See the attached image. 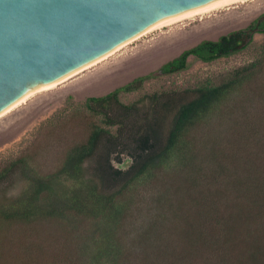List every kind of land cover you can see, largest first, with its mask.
I'll return each instance as SVG.
<instances>
[{
    "label": "trees",
    "instance_id": "obj_1",
    "mask_svg": "<svg viewBox=\"0 0 264 264\" xmlns=\"http://www.w3.org/2000/svg\"><path fill=\"white\" fill-rule=\"evenodd\" d=\"M251 25L218 40H203L157 71L106 95L88 97L87 136L67 148L55 171L40 172L25 155L0 166V185L16 175L25 181L16 197L0 201V239L15 225L48 222L74 234L91 228L97 233L103 225L115 232L116 242H124L121 238L127 235L125 225L136 206L139 188L173 177V171L185 174L188 170L184 182L197 186L204 170L200 162L204 161L212 172V200L203 197L201 202L187 188L175 202L176 211L183 209L188 194L193 204L200 205L196 210L202 209L204 216L197 238L189 248L179 246L174 252L176 258L162 263L144 258V263H184L187 257L208 250V264H264V80H256L264 60L235 69L217 84L197 87L188 101L180 102L169 92L146 94L132 103H124L120 97L123 92L139 89L147 80L188 69L190 56L210 62L246 47L249 40L238 46V38ZM259 32H264V27ZM250 106L258 107L257 111L252 113ZM142 107L148 110L144 116ZM226 120L239 128L242 148L231 144L237 134L227 136L215 126H224ZM204 131L205 139L200 136ZM203 143L210 144L209 153L200 151ZM125 155L133 162L127 170L121 166ZM91 161L95 162L92 172L87 168ZM104 182L120 186L107 191ZM166 193H161V201L170 203ZM207 216L213 219L208 226ZM87 247L84 256L66 250L63 259L69 264L96 263L100 257L96 244L94 250L91 245ZM131 252L126 245L127 256L99 260L101 264H130ZM21 260L24 264L31 261L25 257Z\"/></svg>",
    "mask_w": 264,
    "mask_h": 264
},
{
    "label": "rangeland",
    "instance_id": "obj_2",
    "mask_svg": "<svg viewBox=\"0 0 264 264\" xmlns=\"http://www.w3.org/2000/svg\"><path fill=\"white\" fill-rule=\"evenodd\" d=\"M262 15L264 0H246L175 21L147 32L99 63L54 87L35 92L33 96L0 116V166L25 155L40 172L55 171L67 148L87 136L90 118L87 117L89 114L85 102L88 97L106 95L140 76L157 71L184 50L203 40H218L222 35L246 29ZM259 59L264 60V32L255 33L246 47H240L229 56L210 62L190 56L191 65L188 69L147 80L139 89L123 92L121 101L132 103L155 92L173 93L180 102L188 101L195 95L197 87L217 84L235 69ZM256 76V80H264V63L262 71ZM250 107L252 113L257 111L258 107ZM147 111V107L140 109L142 116ZM226 121L222 127L217 123L215 126L226 135L237 134L231 144L242 148L239 128L234 127L229 120ZM200 136L205 139L206 132H201ZM200 146L202 153H209L210 144L203 143ZM132 163V159L125 155L121 166L127 170ZM200 164L204 170L197 186H188L189 183L184 182L188 170L185 174L173 171V177L168 176L164 181L139 188L136 206L125 225L127 235L121 238L124 242H116L115 232L103 225L97 233L96 228H91L87 231L82 229L75 234L62 227H54L48 222L15 225L0 239V264H24L21 257L31 260L26 264H52L53 261L57 262L55 264H69L63 259L66 250L77 251L84 256L87 246L91 245L93 249L95 244L101 259L105 256L114 259L125 257L126 245L132 251L131 256H128L131 258L130 264H146L144 258H156L161 263L164 259L168 261L169 258H176L174 252L179 246L187 245L186 248H189V243L197 238L198 228H202L200 218L201 215L204 216L202 209L200 212L196 210L200 205L193 204L188 194L184 197L183 209L176 211V198L189 188L188 193L197 196L201 202L203 197L212 200V172L204 161ZM94 167L93 161L87 164L91 172ZM119 186V183L104 182L107 191H113ZM24 187L25 181L16 175L0 185V201L16 197ZM165 191H168L167 195L170 194V203L167 200L161 201L160 195ZM236 194L237 192L234 193L235 196ZM222 209L225 211L224 206ZM206 220L205 224L208 226L213 219L207 216ZM139 232L141 233L138 235ZM136 237V243L133 244ZM100 257L96 259V263L91 260L89 264H101ZM209 258L210 251L203 250L197 257L189 256L184 263H178L208 264L206 261Z\"/></svg>",
    "mask_w": 264,
    "mask_h": 264
},
{
    "label": "water",
    "instance_id": "obj_3",
    "mask_svg": "<svg viewBox=\"0 0 264 264\" xmlns=\"http://www.w3.org/2000/svg\"><path fill=\"white\" fill-rule=\"evenodd\" d=\"M224 1L0 0V113L153 24Z\"/></svg>",
    "mask_w": 264,
    "mask_h": 264
},
{
    "label": "bare ground",
    "instance_id": "obj_4",
    "mask_svg": "<svg viewBox=\"0 0 264 264\" xmlns=\"http://www.w3.org/2000/svg\"><path fill=\"white\" fill-rule=\"evenodd\" d=\"M239 1H246V0H227V1H224V2H220V3H217V4H214V5H211V6H208V7H205V8H201V9H198V10H195V11H192V12H189V13H186V14H183V15H180V16H177V17H173V18H170V19H167V20H164V21H161V22H158V23H155L153 24L152 26L148 27L146 30H144L143 32H141L140 34H138L137 36L131 38L130 40L120 44L119 46H117L115 49H113L112 51H110L109 53H107L106 55L68 73L67 75L63 76L62 78L54 81V82H51V83H47V84H42L40 86H38L37 88L29 91L28 93H26L25 95H23L20 99H18L16 102H14L12 105H10L9 107H7L5 110H3L1 113H0V116H2L3 114H6V112H8L9 110H11L12 108L16 107L17 105H19L20 103L24 102L28 97L30 98V96L32 94H34L35 92L37 91H40V90H43V89H48V88H51V87H54L55 85L69 79L70 77H72L73 75L79 73L80 71L96 64V63H99V61H102L103 59H105L106 57H108L109 55H112L113 53H115L116 51H118L119 49H121L122 47H124L125 45H127L128 43L132 42L133 40L139 38L140 36L146 34L147 32L149 31H152L153 29H156V28H159V27H162V26H165V25H168V24H171L175 21H181L183 19H186V18H191V17H194L196 15H201V14H204V13H208L210 11H214L215 9L217 8H222L226 5H229V4H232L234 2H239ZM33 96V95H32Z\"/></svg>",
    "mask_w": 264,
    "mask_h": 264
},
{
    "label": "flooded vegetation",
    "instance_id": "obj_5",
    "mask_svg": "<svg viewBox=\"0 0 264 264\" xmlns=\"http://www.w3.org/2000/svg\"><path fill=\"white\" fill-rule=\"evenodd\" d=\"M264 27V15L259 17V20L256 23H253L243 35L238 38V46H243L247 43V39L250 40L255 33H258L260 29Z\"/></svg>",
    "mask_w": 264,
    "mask_h": 264
}]
</instances>
